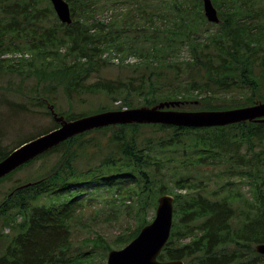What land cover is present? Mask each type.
Returning <instances> with one entry per match:
<instances>
[{"label": "trees", "instance_id": "1", "mask_svg": "<svg viewBox=\"0 0 264 264\" xmlns=\"http://www.w3.org/2000/svg\"><path fill=\"white\" fill-rule=\"evenodd\" d=\"M65 1L71 24L58 19L51 0H0V71L35 76L31 93L42 98V105L41 88L46 95L62 89L68 109L58 115L67 121L96 114L74 110L75 95L123 101L117 107L99 106L97 113L196 104L197 99L201 108L188 111L264 102V0H212L219 24L208 22L202 0H105L147 6L141 12L131 8L127 16L132 31L144 32L147 45L124 38L120 26L113 31L114 22L105 25L96 18L97 1L84 0L81 12L76 0ZM113 49L115 56L140 59L118 65L133 74L91 82L112 65L102 57ZM185 49L191 57L182 68L179 57ZM234 92L243 94L221 96ZM182 106L174 109L185 111ZM53 123L44 133L5 148L0 162L25 142L59 128ZM50 154L58 161L49 171L17 185L0 202V264H93V251L77 253L85 210L111 211L118 223L126 222L117 238L120 249L150 224L158 199L166 194L175 198L174 223L159 260L264 264L256 251L264 244V121L213 128L109 126L67 140L16 171ZM84 159L93 162L80 167ZM97 238L101 241L81 240L96 249L106 243Z\"/></svg>", "mask_w": 264, "mask_h": 264}, {"label": "rangeland", "instance_id": "2", "mask_svg": "<svg viewBox=\"0 0 264 264\" xmlns=\"http://www.w3.org/2000/svg\"><path fill=\"white\" fill-rule=\"evenodd\" d=\"M84 2V0L75 1L76 10H78V12H81L84 8ZM86 2L90 4H94L96 2L98 4L96 5V18L100 19L105 25H110L114 22L112 27L113 31H115L116 28L120 26L121 31H119V33L124 38L129 39L133 37L135 38L133 41L138 45L148 44L144 36V32H134L127 24L129 22L127 21V16L129 13H131L130 9L133 8L130 4H113L107 3L105 0H87ZM140 7L145 8L147 6L141 1L139 5L135 4L133 10L137 12L136 10L138 9L139 12H141L142 9H139ZM212 30L215 31L216 29L212 28ZM112 36L115 37L116 34L113 33ZM130 41H132V39H130ZM64 51L65 50L63 49L62 52ZM28 57L31 58V56ZM122 57L123 56H115L114 49L112 52H107L102 58L109 60L112 65L104 68L100 73H96V75H94L90 81L94 82L101 79L125 78V76L133 74L132 71L121 69L118 65H135L139 63L140 59L136 56ZM190 57L191 53L187 49L182 51L179 57V61L184 63V65L181 66L182 68H184L185 62L189 60ZM115 58H118L119 62H117ZM187 79H189V77H185L184 75L183 80ZM36 83L37 79L33 75L30 76L29 72L22 76L11 73L8 69H3L0 71V154L5 152V148L12 149L20 143L42 134L51 128L54 124L53 121H55L51 111H53L55 114H58L68 109V105L65 103L66 96L62 89H60L58 94L54 92L52 94L46 95L43 94V89L41 88L39 93L45 97L43 98V103L45 105H42V98L39 96L38 99L36 94L31 93ZM242 94L243 92H234L231 95L221 94V96L225 98H229L231 96L234 98H239ZM204 96H201L200 98ZM46 97H49L51 101ZM73 101L75 103L74 110L79 112L80 110H83L87 114L97 113L99 111L97 109L99 106L117 107L123 103L122 100L119 102H114L112 99H109L104 95H75ZM198 101L199 99H197L196 104H182L183 106L181 109L183 108L185 111H188V109H192V107L195 106H197L196 108L199 109L201 108V103ZM48 113H51L53 118H51ZM57 161L58 156L56 154H50V156L41 158L35 163H32L19 171L15 170V174L11 176L9 180L0 182V202L3 201L7 194L11 192V190L17 185L26 184L28 181L31 182L37 177L39 172L49 171L50 167L52 168ZM91 162L93 161L84 159L80 167H84V165L86 166ZM98 206L100 207L101 204L99 203ZM153 216L155 217V212L153 213ZM81 217L82 222L79 226V231L77 234L79 239L77 244V253L93 251V264H107V256L109 252L105 250L104 246L109 245L114 247V249H119L117 248V238L120 234L124 233L125 229L127 228L126 222L118 223L111 211H106L103 214L97 215L95 211H93V208H88L85 210L81 214ZM97 235H101V237L106 241L105 245L99 243V247L101 248L97 247L96 249H93V244L86 245L85 242H82L81 240L83 238L96 240L98 239ZM98 240L101 241L100 239Z\"/></svg>", "mask_w": 264, "mask_h": 264}, {"label": "water", "instance_id": "3", "mask_svg": "<svg viewBox=\"0 0 264 264\" xmlns=\"http://www.w3.org/2000/svg\"><path fill=\"white\" fill-rule=\"evenodd\" d=\"M208 22L219 24L221 19L212 0H202ZM58 19L64 24L73 22L71 8L65 0H51ZM180 102L160 103L153 107H139L119 111H105L76 120L67 121L64 116L52 114L59 128L37 137L10 153L0 162V179L38 156L50 151L67 140L86 132L117 125H166L185 128L225 127L243 122L264 121V102L253 106L225 111L174 110ZM175 198L166 194L158 199L155 217L127 246L108 253L107 264H185L184 261H160L159 256L167 245L174 222ZM264 256V244L256 247Z\"/></svg>", "mask_w": 264, "mask_h": 264}, {"label": "bare ground", "instance_id": "4", "mask_svg": "<svg viewBox=\"0 0 264 264\" xmlns=\"http://www.w3.org/2000/svg\"><path fill=\"white\" fill-rule=\"evenodd\" d=\"M26 143V142H25ZM26 186V185H25Z\"/></svg>", "mask_w": 264, "mask_h": 264}]
</instances>
